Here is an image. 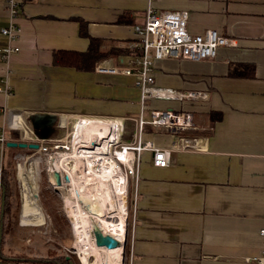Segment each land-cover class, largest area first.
<instances>
[{"label":"crops","instance_id":"1","mask_svg":"<svg viewBox=\"0 0 264 264\" xmlns=\"http://www.w3.org/2000/svg\"><path fill=\"white\" fill-rule=\"evenodd\" d=\"M148 2L26 0L18 17L19 40L10 42L0 33V87L5 77L11 85L8 94L0 90V131L14 130L13 120L24 135L32 128L43 137L50 135L55 119L69 130L77 117L71 115L138 116L136 76L99 67H130L134 25L144 22ZM153 5L188 11L191 34L213 28L235 44L219 48L213 59L154 63L157 86L206 91L208 99L145 102L148 116L152 108L191 110L195 128L186 134L197 144L173 149L165 167L153 164L151 151L143 152L140 177L133 180L129 264H264L255 259L262 255L259 230L264 228V0H154ZM7 21L5 0H0V27ZM90 38L99 40L105 54L92 66L54 63L55 52H84ZM10 44L20 50L5 58L2 49ZM99 116L85 117L107 119ZM83 117L78 121L95 126ZM120 120L115 124L122 135ZM144 139L159 147L175 140L150 125ZM5 240L2 264H51L15 261L18 254L7 250Z\"/></svg>","mask_w":264,"mask_h":264},{"label":"built area","instance_id":"2","mask_svg":"<svg viewBox=\"0 0 264 264\" xmlns=\"http://www.w3.org/2000/svg\"><path fill=\"white\" fill-rule=\"evenodd\" d=\"M26 0H5L7 24L0 27V33L6 36L10 42L19 40L22 28L18 22ZM154 0H149L145 14V20L142 24H135L136 42L131 44L132 59L130 67H99V70L111 73H121L136 76V85L141 90V108L138 116L134 117H114L99 115H71V116H99L108 118H119L123 125V134L115 131L110 137V149L105 156L116 158L122 151H131L130 164L123 163V170L128 178L136 182L139 179V169L144 151L153 153V164L159 167H165L170 164V154L173 149H186L196 147L197 138L186 134L188 130L195 128L194 114L188 109L176 108H152L148 118L145 114V102L150 98L178 99L181 101H205L208 99L206 91H179L172 88L160 87L155 84L154 63L161 59H189L204 60L213 59L218 56L219 48L226 45L235 44L234 39L227 37L213 28L206 29L201 34H191L187 28L189 13L186 10H156L153 5ZM19 46L10 44L4 46L2 51L5 58L19 51ZM3 85L0 90L8 94L11 91V85L8 79L2 78ZM15 114L13 115V117ZM62 115H60L59 119ZM19 122V121H18ZM59 124L62 126L60 120ZM154 128H163L167 130L175 140L170 146H155L151 141L144 139V133L147 126ZM14 130H18L20 138L17 140H30L29 142H38L39 148H43L42 143L45 139L36 134L31 128L30 136L23 134V129L19 123H9ZM67 129V127H65ZM67 136H70L71 130H68ZM9 141L6 130L0 131V142L5 144ZM66 141V140H65ZM38 148V149H39ZM64 149L62 154L71 153V143L66 141L61 145ZM39 149V150H40ZM20 163V162H19ZM18 163V166H19ZM122 163V162H121ZM64 178V175H63ZM127 185V188H128ZM128 213V211H127ZM126 217L127 214H126ZM3 195L0 190V249L3 228ZM262 244V255L255 257L258 262L264 263V228L259 230ZM0 264L2 259L0 258Z\"/></svg>","mask_w":264,"mask_h":264},{"label":"bare ground","instance_id":"3","mask_svg":"<svg viewBox=\"0 0 264 264\" xmlns=\"http://www.w3.org/2000/svg\"><path fill=\"white\" fill-rule=\"evenodd\" d=\"M83 116H77L72 121L70 136H65L63 139L71 143V154L62 156L56 161L50 160V181L58 187L54 172H63L68 178L70 191L73 196V203L69 207L68 217L74 224L75 242L74 248L80 253L82 264H122L124 244L127 236V221H126V189L127 181L123 163L130 164L131 151H122L119 155V160L105 156L107 150L110 149V137L115 131L118 132L115 124L116 118L95 119L89 120L95 126L84 125V121H78ZM16 119V118H15ZM18 120L20 118H17ZM18 123V122H17ZM25 123V122H24ZM20 124V123H19ZM27 128V126H26ZM29 130V129H28ZM30 134V133H29ZM69 158V159H66ZM30 165L24 164L19 174V179L22 187V200L24 211L27 214H32L38 209L36 197L39 193L37 184L39 174V158H29ZM122 162V163H121ZM29 163V162H28ZM63 170V171H62ZM61 175V174H60ZM63 181V180H62ZM116 187L117 192L121 194L124 205L113 208L110 202L111 190ZM103 189L102 197L96 193L93 196L94 189ZM64 193V190H62ZM91 193V195H90ZM81 195L87 198L90 196L94 201L92 204L84 206L81 203ZM89 197V198H90ZM111 204L105 210H95V203L104 202ZM113 208V209H112ZM92 219L96 224L94 227L100 229L104 234L111 235L118 239L119 244L114 248L99 246L95 242L94 227H89L88 222ZM94 257L95 260H91Z\"/></svg>","mask_w":264,"mask_h":264},{"label":"rangeland","instance_id":"4","mask_svg":"<svg viewBox=\"0 0 264 264\" xmlns=\"http://www.w3.org/2000/svg\"><path fill=\"white\" fill-rule=\"evenodd\" d=\"M148 117V112L146 113ZM59 124V120L55 119L50 127L51 133L48 136H43L45 141L41 146L43 148L39 149H29L23 148L20 151H16L13 153H6L3 158L4 164H8L11 166L12 170V204L13 207L18 209L17 212H14V216L5 221L4 232L7 238L6 245L7 250L23 255H31L34 257H50V256H58V255H66L67 257L73 256L74 260L78 259L80 264H82L80 256L81 253L74 248L75 242V229L74 224L69 219V207L73 203V196L70 191V186L68 181L65 178L63 172H60L62 187H58L56 184H52L50 181V160L56 161L61 157V153L64 152V149L61 148V145L65 144L66 141L63 139L64 136H67L68 128L61 127ZM30 141V140H26ZM39 158V174L37 179V184L39 187V193L36 197V201L38 204V209L33 215V217H29V214L26 215L23 213L24 208L22 209V187L19 182V174L21 172L22 167L26 163V165H30L29 158ZM69 159V158H66ZM20 162V163H19ZM29 162V163H28ZM13 163V166H12ZM19 163V167H18ZM63 171V170H62ZM64 175V178H63ZM133 180L130 178V183L128 188L126 189V214L128 216L127 211L131 209L134 200L135 187L133 190ZM64 190V193H62ZM93 196L98 193L101 197L103 189H94ZM110 202L113 208H118L124 205V201L122 200L121 194L117 192L116 187L112 188ZM91 195V193H90ZM90 196L88 198L85 195H81V203L84 206L92 204V199ZM106 199L104 202L95 203V210H105L110 206L106 204ZM111 207V206H110ZM21 213L25 214L20 215ZM112 208V209H113ZM109 209V208H108ZM25 212V211H24ZM40 212V213H38ZM39 214V216H38ZM127 221V236L125 246L128 241H131V230L132 223L126 217ZM89 226L87 228L94 227L96 224L92 219L88 222ZM130 247V246H129ZM91 260H95L94 257H90ZM123 261L122 264H129L130 261V252H127L126 247L124 248L123 253Z\"/></svg>","mask_w":264,"mask_h":264},{"label":"trees","instance_id":"5","mask_svg":"<svg viewBox=\"0 0 264 264\" xmlns=\"http://www.w3.org/2000/svg\"><path fill=\"white\" fill-rule=\"evenodd\" d=\"M119 22H124L123 19H119ZM90 46L84 52L79 51H72V50H60L55 52L54 54V63L59 65H69L75 66L79 68H84L85 66H92L95 61H98L100 57L103 58V53L100 52L97 44L99 42L98 39L90 38ZM47 129H44V134H47ZM10 134L9 137L11 140H18L19 139V132L18 130H10L8 131ZM19 147H9L5 144L2 145L0 142V190L1 194L4 196V205H3V228H2V237H1V245L4 242V225L5 221L10 220L14 216V212H17L18 209L13 207L12 204V170L11 166L8 164H4L3 158L6 151L11 153L20 151ZM13 166V163H12ZM128 219L130 223H132V210H128ZM130 241L126 244L127 252H130ZM3 254L1 253L0 249V258H3ZM15 261H34V262H41V263H51V264H80L79 260H74L73 256L67 257L66 255H58V256H50V257H25L22 255H16Z\"/></svg>","mask_w":264,"mask_h":264},{"label":"water","instance_id":"6","mask_svg":"<svg viewBox=\"0 0 264 264\" xmlns=\"http://www.w3.org/2000/svg\"><path fill=\"white\" fill-rule=\"evenodd\" d=\"M6 145L9 147H19L22 149L23 148L38 149L40 146L38 142H27L23 140H19V141L9 140L6 142ZM54 177L58 184L62 183L61 176L58 171L54 172ZM66 178H68V176H66ZM3 205H4V196H3ZM94 235H95V242L99 246H105L107 248H114L118 246L119 244V241L117 238L111 235H108V234H104L100 229H97L96 227H94ZM124 248H125V244H124Z\"/></svg>","mask_w":264,"mask_h":264}]
</instances>
